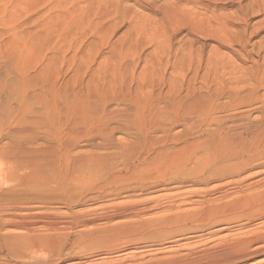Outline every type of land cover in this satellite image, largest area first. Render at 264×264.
Masks as SVG:
<instances>
[{"label":"bare ground","instance_id":"1","mask_svg":"<svg viewBox=\"0 0 264 264\" xmlns=\"http://www.w3.org/2000/svg\"><path fill=\"white\" fill-rule=\"evenodd\" d=\"M169 2L173 5L171 6L174 7V12L179 11L178 13L182 16L177 23L184 26L189 25L188 19L193 18L192 15L197 18L201 11L214 13L218 9L215 0H169ZM125 6L140 10L144 9L146 4L142 0H119V15L126 13ZM187 6L191 8L189 11L182 9ZM29 9L26 0H0V191L3 186L6 187L11 182L19 185L47 183L51 180L49 174H52V181L55 184L63 185L65 188L75 185L80 188L78 189L81 190V194L77 200L67 204L68 208H66L69 212L64 215L66 217L61 223L54 220H50L51 223L46 222L43 211L45 208L40 206H29L19 212L4 214V217L11 218L8 221L0 219V232L7 229L24 230L26 225L23 220L26 218L33 222H45L44 227L51 233L48 237L38 238V241L35 240L36 237L34 239L36 243H32V240L29 241L26 237L23 239L28 241H22V237L12 235L14 231L9 233L11 235L5 234L0 241L9 252L18 254L31 252L29 251L31 249L32 252H36L41 248L50 254L59 255L70 243V236L66 230H78L87 225L95 226L90 230L84 231L82 228L77 231V239L73 240L69 251L74 248L80 250L91 248L92 250L93 247H98L97 249L112 255L119 253L122 249L136 247L137 250H144L142 252H150L152 250L146 251V249L155 250L154 248L160 246V243L177 242L183 240V237L201 241L204 231L207 230H211L208 234L212 237L217 233L228 231L230 227L227 225L229 222L227 217L239 209H244L239 208L241 206H247L245 211L264 216V191L256 197L241 196L237 199L234 197L235 200L229 199L224 204H220V201L216 204L213 200L206 202L197 200L195 204L198 207L190 209L191 211L160 215L150 219H142V216L152 205L148 206L152 197L149 200L132 203L119 204L118 202L120 196L130 198L155 194L153 196L155 197L157 193L164 190L172 191L170 201L175 199L180 201V198L185 196H199L201 193L209 195L210 192L217 193V198H221L220 193L246 184L249 178L243 176L254 170L252 158L263 154L262 151H264V122L262 120L261 123H263L259 125L262 127H256L253 123L244 122L242 116L247 115L257 106L264 111V99L258 92L264 86L262 85L263 72L261 75V72L255 68V71L251 70L250 76L248 75L249 79L245 80L244 74L239 76L242 72H237L238 76L234 70L225 72L226 66L220 58V62L207 60L208 66H213V71L210 70V72H213L218 80H214L217 94H221L228 84L232 87L231 89H234V96L228 103L220 101L219 98L205 102L200 95L201 87L198 86L201 84L198 72L200 61L192 57L188 66L189 70L193 71L192 76L188 79L187 70V73L183 72L180 76L186 85L180 84L181 81L176 78L169 81L168 93L172 99H169L167 105L163 103L161 99L163 97H156L150 91L154 83L153 75H155L151 69L142 68L141 73L137 75L133 73L134 71L131 72L128 82L129 77L126 79L125 73L121 71V60H119V67L115 63L114 65L101 64L97 70L92 71L91 64L94 59H90L91 62L87 61L85 64L82 61L84 68L82 66L75 71V55L70 59L63 56L59 71L66 68L65 74L72 73L69 81L64 82L66 84V86L63 85L64 87H69L73 82L72 85L77 84L76 87L80 88L87 73L91 72L92 77L87 80L83 92H75L73 89L71 98H62L63 87H59L56 81L60 77L59 71L52 72L50 62L42 55L43 51L49 49L48 37L53 31L45 29L42 31L39 21L29 25L26 21V13ZM194 10L199 12L195 13ZM175 17L177 15L173 14L172 18L175 19ZM133 18L135 19L134 25L132 24L134 31L145 37L148 27L143 26L142 20L137 22L138 18ZM219 25L218 29L209 31L217 32L223 40H227L223 35L222 24ZM197 28L193 27L187 31L193 42L200 40ZM93 30L92 32L97 34V29ZM60 36L61 34H57L61 42L54 45L52 49L60 52L64 49L63 55H65L76 45H73L75 42L71 44L67 40L60 39ZM157 36L160 37V35ZM208 40L214 42L217 49L226 47L220 39L210 37ZM236 43L242 45L240 40ZM120 54L119 57L123 58ZM230 54L236 59L242 56L236 50L230 51ZM53 74L55 81L52 80ZM225 77L231 79L225 82ZM38 82L47 85L45 93ZM245 83L246 87L249 83L251 92L248 97L241 98L238 94L239 86L243 87ZM91 96L97 99L99 106L92 107L89 104ZM118 97L121 98L120 103L115 105L114 102ZM226 110H233V113L228 114L227 117L231 121L233 117L239 123V128L247 129L249 135L251 134L249 137L236 133L234 127L231 129L232 126H227L225 119L221 118ZM115 125L116 127H113ZM183 126L185 133L180 131L179 134L174 133ZM202 127H205V130H200ZM120 130L129 134L132 140L125 145L121 144L120 148L119 145L111 148L114 144L113 139L115 142L119 132H122ZM155 132L160 133V136L150 137L151 133ZM42 135L52 138V141L45 145L37 143ZM169 144L172 148L181 145L182 149L170 151L166 147ZM88 147L93 150H83ZM202 148L209 151V156L207 154L204 159L199 153ZM119 158L122 160L124 176L119 174ZM260 158L257 169L264 168V162H261L263 158ZM146 161L151 165L147 166ZM189 164L195 166V172L182 179L166 181L170 171L181 170ZM190 166L189 168H192ZM213 183L218 186L212 190L203 191V188H208ZM249 185L244 186L250 187ZM157 195L160 197L159 194ZM157 200L156 204L159 203ZM252 203L258 205L254 206ZM87 208L89 210L84 211ZM120 219L124 221L118 222L117 220L120 221ZM254 238L253 240L235 238L236 240L233 241L220 238V246H216L214 251H205L214 253H204L199 261H192H197L199 264H230L243 260L264 249V234L260 236L259 233V237ZM247 253L249 255H246Z\"/></svg>","mask_w":264,"mask_h":264},{"label":"rangeland","instance_id":"2","mask_svg":"<svg viewBox=\"0 0 264 264\" xmlns=\"http://www.w3.org/2000/svg\"><path fill=\"white\" fill-rule=\"evenodd\" d=\"M142 1L144 2V4H146V7L144 9H140L141 11L131 6L129 8L125 6L126 13L119 15V0H26V5L30 7L29 11L26 13L27 15L26 21L29 23V25H31L35 21H39V25L41 26L42 31L44 29L53 31V33L50 34V37H48L50 41V44L48 45L49 49H46L45 51L42 52V55L48 59V62H50L52 72L54 70L55 73L56 72L58 73V71L60 70L59 69L60 60L63 56H65L67 59H70L75 55L76 57L75 71L79 70L80 67L82 66L84 68V64L87 61L91 62L90 59H94V62L91 64L92 71L97 70L101 66V64L114 65L115 63L116 66L119 67V62H120L119 60H121L122 68H123V69L121 68V71L123 72V74L124 73L126 74V75L124 74L126 79H128L129 77V79L127 80L128 82L130 80V76H131L130 74L133 71H134L133 73L137 75L138 73L139 74L141 73L142 68L145 70H150V69L153 70V72L155 73V75H153L154 83L150 91H152L153 95L156 97L159 96H160L159 98L163 97L161 99L163 103L167 105L169 104L168 103L169 99H172L170 98V95L168 93L169 81H171L173 78H176L177 80L179 79V81H181V82L178 81L180 84L183 83L182 78L180 76H182L183 72L187 73V71L189 74L188 79L192 76L193 71L189 70L188 67L190 60H192V57L200 61V65H199L200 68L198 72H199L201 84H198V86L201 87L200 95L202 99L204 98L203 100L205 102L216 100V98H219L220 101L228 103L231 101L229 99H232V96H234V92H233L234 89H231L232 87L228 84L225 87L226 89H224L221 94L219 95L217 94V90H216L217 86L214 83H216V81L218 80L217 77L213 75V72L212 73L210 72V70L213 71V66H208L207 60L211 59L212 61L217 60L219 62L222 60L223 65L226 66V68L224 69L225 72H229L232 70H234L235 73L242 72L239 76L244 74L243 76H245L244 78L245 80L249 79L251 70L255 71V68L259 70V72H261V75H263L264 73V0H218V1L215 0L218 9L214 13L203 12V11L199 12L194 10L195 13L199 12L200 15L197 18H195V16L193 15H192L193 18L187 17V19L189 18L188 21L190 20L188 26H184V24L177 23L181 20L182 16L180 13H178L179 11L174 12L175 9L174 7H172L173 5L170 4L169 0H142ZM183 8L186 11L187 9L188 11L189 9H191L190 6H187V8L182 7V9ZM181 12L184 11L182 10ZM173 14L177 15L175 19L172 18ZM133 17L138 18L136 19L137 22H140L138 20H142L143 26L148 27V31L146 32L147 35H145L146 38L144 36L142 37V35H138L134 31L133 20L135 19ZM219 24H222L221 27H223L222 29H224L223 35L226 37L227 40H223L221 35L220 36L217 35V32L213 33L209 31L211 29L214 30L218 29L220 27ZM193 27H198L197 28L199 31L198 34L200 35L199 37L201 41L199 40L197 42H193L191 35L187 32L189 31V29ZM93 29L95 30L97 29L96 30L97 34H94L92 32ZM153 31L155 32L153 33ZM155 33L157 35H160V37L157 36ZM57 34H61L60 39L67 40V42H71V44L75 42V44L73 45L76 46L74 47L73 50H71V52H68L67 54L63 55V51H65L64 49H62L61 52L52 49L54 45L61 42L58 40ZM150 37H152V39H150ZM210 37L215 39H220L226 45V47L217 49L216 44L208 40ZM149 39L151 41H149ZM239 40L241 41L242 45L236 43ZM157 43H160L161 45ZM133 44H135V46ZM126 47L127 49L128 48L129 49L127 50ZM232 50H236L237 52H240L242 54L240 59H236L232 56V54H230V51L232 52ZM119 51L122 52L120 53L122 54L123 58L119 57L120 54ZM219 58L221 60H219ZM82 61L84 62V64ZM176 63L178 64V67H176L177 65ZM134 65L135 67H133ZM145 66H147L149 69H147V67ZM195 66H197V64ZM65 69L66 68H62L61 71H59L60 77L59 80L56 81L58 82L59 87L61 88L63 87L61 89L62 98L66 97L68 99L71 98L73 89L75 92L76 91L83 92L85 90L84 86L86 85L87 80L91 79L90 77H92V75L91 72L87 73L82 83V87L80 88L76 87L77 84L72 85L73 82H71L72 84L69 85V87H64L63 85L66 86L65 83L69 81V78L72 76L71 75L72 73L65 74ZM172 71L174 72L172 73ZM170 73H172V75L174 76L171 77L172 75ZM177 75L180 78L177 77ZM217 75H219V73H217ZM236 75L238 76V73ZM210 78H212V80H210ZM228 79L230 80L231 78L225 77L224 81L226 80L225 82H227ZM52 80L55 81L54 74L52 76ZM128 82L127 84H129ZM38 83L41 89L42 87L44 88L43 93H45V91L47 90V85L45 84L43 85L41 82ZM41 84L43 86H41ZM248 84L247 87H246V83L243 84V87L242 85L239 86V91H238L239 97L246 98L249 96L251 92L250 90L251 87ZM263 84H264V80L262 82V85ZM240 87L242 88V90ZM263 87L262 89H259L258 92L261 98L264 99ZM215 90L216 92H214ZM212 94H214L215 96ZM119 100H121V98L118 97L115 100L114 104L115 105L119 104L120 103ZM89 104L92 107L99 106V102H97V99L94 96L93 97L91 96L89 98ZM260 109L261 108L260 107L258 108V106L257 108L255 107L251 109V111H249L247 115L244 114V116H242L243 117L242 120L246 123L247 122L253 123V125H255L256 127H262L259 125H261L264 122V111L263 109L261 110ZM232 111L226 110L227 114L224 112L223 115L221 114L222 117L221 115H219V117L225 119L224 122L227 124L228 127L232 126L230 127L231 129H233L234 127L236 133H241L249 137L251 134L249 135L247 129L243 127L239 128L240 127V126L238 127L239 123H237L233 117H231V119H233L232 121L229 119V117H227L228 114L233 113ZM262 120L263 122L261 123ZM233 123L234 124L236 123L235 126ZM113 127H116V125ZM184 128H185L184 126L181 128L179 127V129H177L174 133L176 134H179L180 132L185 133ZM200 130H205V127H202ZM126 134L127 133L123 131L119 132L117 140H115L114 142L113 139L112 142L116 145L113 144L111 148L117 147L118 145L120 148L121 144L125 145V143L131 141L132 140L131 136L129 134L127 135ZM159 136L160 133L158 132L151 133L150 135V137L153 138ZM51 141L52 138L48 137L47 135H42L38 138L37 143L45 145L47 143H50ZM118 141L119 144H117ZM166 147L170 151L171 150L179 151V149L181 151L182 149L181 145L172 148V145L169 144ZM83 150L91 151L93 150V148L89 149L88 147V148H83ZM199 153H200V157H202L203 159L206 158L207 154L209 156V151L206 148H202ZM262 153H263L261 154L262 156L258 155L255 156V158L253 157L254 159L252 158L253 160L252 165L254 166V170L249 171L247 174L243 176L249 178L248 179L249 181L247 180L246 184L244 185L247 186L248 184H250L251 186L249 185L250 187H246L243 185L244 188L243 186L241 187L238 186V188L236 186L234 187V190L228 189L229 191H226L225 193L222 192V194L221 193L219 194L221 198H217L218 196L217 193L210 192V194L208 193L210 196L201 193V195H199L200 197L191 195L190 197L185 196L186 199L185 197L180 198V201L178 199H175L176 201L175 200L170 201V199H172L171 197L172 191L168 192V190H164L161 191L160 193H157L160 195V197H157L158 196L157 194L155 196L156 198L153 197L155 194L144 195L142 197L134 196L130 198L129 197L127 198L125 196L124 197L120 196L118 202L119 204L132 203L139 200H147V199L149 200L150 197H152L154 201L150 199L151 203L148 204V206L152 204L151 205L152 208H150L151 207L150 206L149 207L150 209L148 208V212H145L146 214L144 213L143 214L144 216H142V219L145 218L150 219L153 217H158L160 215L162 216V215H168L178 212L183 213L186 211H191L190 209L193 210L195 209V207L196 208L198 207L195 204L198 201L206 202L209 200H213L215 201L216 204L220 202H221L220 204H224V202H226L227 200L229 201V199L230 201H232L237 198H240L241 196L256 197L259 193H260L259 195H261L262 191H264V172H263L264 168L262 169L256 168L259 162L258 159H261L260 157L263 158L261 162L262 161L264 162V151H262ZM120 160L121 158H119V162H120L119 174L124 176L125 172L123 171V166L121 165L122 160L121 161ZM145 163L147 166L148 164L151 165V163L150 162L148 163V161H146ZM190 165L191 164L185 166L184 168H181V170L177 169L178 171L177 170H173L174 172L170 171V173L168 174L169 176L168 175L166 176V181L170 182L171 180L182 179L187 177L189 174L195 172V166L194 165L190 166ZM189 166L192 168H189ZM49 178H51V180L50 182L47 183H39V184L31 183V185L29 183L25 185H19L17 183L11 182L8 183L6 187L3 186L4 188L2 187L0 191L1 221H8L11 218V217L9 218V216H7L8 218L4 217V214L6 215L9 214L10 212L11 213L17 211L19 212L21 211V209H24L29 206H40L45 208L43 211L46 217L44 215L43 216L47 219V220L45 219L46 222L51 223V221L54 220V222L58 221L59 223H61L66 217L64 215H67L69 212V210L67 209L68 208L67 204L77 200L79 195L81 194V190H79L80 188L76 187L75 185H72L71 188L70 187L65 188L63 185L61 186L60 184L57 183L55 184V182L52 181V174H49ZM217 186L218 184L213 183L210 186H208V188L207 187L203 188V191L212 190ZM76 189H78V191ZM156 200L159 203L156 204L155 203ZM253 205L257 206L258 204H253ZM239 208H244V209H239L237 210L236 213H233L232 215L227 217L228 218L227 220H229L227 225L228 227H230V229L226 232L217 233V235L215 236L213 235V237L210 236V234H208V231L210 233L211 230H207L204 231L203 233L204 236L202 237L203 239L201 238L202 239L201 241L200 240L197 241L196 239H194L196 241L188 240L186 239V237H183V240L177 242H173L169 244L160 243V246L154 248L155 250L146 249V251L152 250L150 252L149 251L142 252L144 250H137L135 249L136 247H131V248L129 247L122 249L117 254H112V255L108 253L106 254V252L104 253L102 249H97L98 247L95 248L93 247L94 249L92 248V250L91 248H86L81 250L78 248H74L73 250L71 249V251H69L70 246L73 244V240L75 241L77 239L76 238L78 236L77 231L81 230L82 228H83L82 230L84 231L90 230L95 225H87L85 226V228L82 227L79 228L78 230L76 229L73 231L66 230V233L69 234L70 236V243L69 245H67V248L64 250V252L60 253L59 255H57L56 253L50 254L48 253L47 250L41 248L37 249L36 252H32L33 250L30 248L32 247L30 246V244H32L33 242L36 243V241H38V238L40 237L41 238L48 237L51 233L47 230V228L44 227L45 222L40 223L34 221L35 223H37L36 225L33 222V220H29L25 218L23 220L24 222L18 220V222L21 221L26 225L24 230L7 229V231L6 230L1 231L0 240H2V237L5 234H9L14 231L15 233L13 232L12 235H16V236L18 235L19 238L22 237L21 238L22 241L32 240L31 241L32 243L28 244L30 247L27 246L29 247L28 249H31L29 250L31 252H21L18 254L11 253L4 247V245H2L3 242L0 241V245H1L0 264H187V262L188 264H199V262L196 261L197 262L196 263L195 261L193 262L192 260L199 261L204 253H214V252H205V251L207 250L214 251L216 246H220L221 245L219 241L221 240L220 238L222 239L228 238L229 241L230 240L233 241L236 239L253 240L254 237L256 238L259 237V233L260 236L264 234L263 233L264 216H260V215L258 216L257 214H253L248 210H247L248 212L245 211L247 209V206H241ZM87 210H89V208L84 209V211ZM117 221L122 222L124 220L120 219V221L119 220ZM24 237L29 239L28 240L23 239ZM246 255L249 254L247 253ZM230 264H264V249L258 253H254L252 256H248L243 260L232 262Z\"/></svg>","mask_w":264,"mask_h":264}]
</instances>
